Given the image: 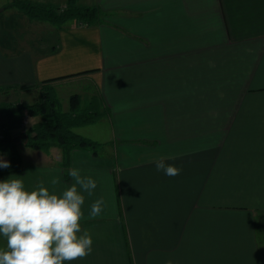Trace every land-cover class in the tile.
I'll list each match as a JSON object with an SVG mask.
<instances>
[{"label": "crops", "instance_id": "0c3cea01", "mask_svg": "<svg viewBox=\"0 0 264 264\" xmlns=\"http://www.w3.org/2000/svg\"><path fill=\"white\" fill-rule=\"evenodd\" d=\"M79 2L101 21H32L27 44H0V105L52 80L65 109L78 94L102 112L74 128L102 145L30 147L0 181L58 195L72 168L96 181L80 221L93 250L66 264H264V0ZM161 157L180 174L157 171Z\"/></svg>", "mask_w": 264, "mask_h": 264}, {"label": "clouds", "instance_id": "9594fccd", "mask_svg": "<svg viewBox=\"0 0 264 264\" xmlns=\"http://www.w3.org/2000/svg\"><path fill=\"white\" fill-rule=\"evenodd\" d=\"M10 163L0 157V169ZM157 171L177 176L181 168L166 164L163 157L156 161ZM69 175L74 183L61 194L50 192L41 182L36 190L25 189L19 177L0 181V237L6 241L0 248V264H66L86 258L92 252L93 239L81 228L83 193L92 196L97 187L94 179L82 176L72 168ZM59 183L58 178L51 181ZM106 207L104 199H97L90 218L101 215ZM165 264H174L169 259Z\"/></svg>", "mask_w": 264, "mask_h": 264}, {"label": "trees", "instance_id": "16d2710c", "mask_svg": "<svg viewBox=\"0 0 264 264\" xmlns=\"http://www.w3.org/2000/svg\"><path fill=\"white\" fill-rule=\"evenodd\" d=\"M12 5L31 19L49 21L58 27L73 19L80 21L82 25H95L102 18L98 7L80 5L77 0H69L63 11L58 6L37 4L28 0H14ZM50 81L52 80L44 82L40 98L34 103L3 102L0 105L7 116L6 123L0 125V151L7 153L10 158V167L0 169V173L22 168L17 141L11 131L21 126L25 112L30 116L42 117L40 122L33 124L21 136L25 137L24 141L30 147L49 151L52 144L56 143L66 152L79 147L97 150L102 145L74 131L76 127L98 122L102 112L93 103L88 107L83 105L78 94L70 97L69 109L64 110L56 91L49 85Z\"/></svg>", "mask_w": 264, "mask_h": 264}, {"label": "rangeland", "instance_id": "374dc122", "mask_svg": "<svg viewBox=\"0 0 264 264\" xmlns=\"http://www.w3.org/2000/svg\"><path fill=\"white\" fill-rule=\"evenodd\" d=\"M13 1L14 0H11V1L7 2L6 4L0 6V44H2V45H6L9 40H11V41L16 40V41L20 42L21 44H24V43L27 44V42H29L30 37L32 35H34V32L39 30L34 26L35 23L33 24L32 21H42V20H38V19L29 18L24 12L20 11L16 6L12 5ZM28 1L33 2V3H37V4L58 6L60 8V11H63L67 7V4L69 2V0H65L66 1L65 4L60 5L61 3H63L62 0H28ZM77 2L80 5H82L79 2V0H77ZM49 3H51V4H49ZM41 88H42V86H40V93L38 91H36L37 92L36 94L32 92L30 94H27V96H26V94L23 95V93H22L21 96H19L18 99H16L15 102H13V103H19L20 102L22 104H28V103H34V102L38 101L40 98V95H41ZM60 88L62 89V91H64V93H67V94L69 91H71V93H74V92L78 91L76 89H80V88H78V86L70 85V84L60 86ZM82 95H83V93H82ZM62 97L65 99V97H66L65 94H63ZM64 99L63 100L60 99L61 104H62L64 110H68L69 107H66V109H65ZM92 103H93V105L95 104L94 102H92ZM82 104H83V101H82ZM41 119H42L41 116H30L28 112H25L24 117L22 119L21 126L19 128L12 129L11 133L17 141L16 144H17V149L19 152L24 153L25 150H28V151L31 150L30 146H28L24 140H21V136L24 134V132L28 128L33 126V124H35L36 122H40ZM93 124H89L87 126H90ZM79 127H82V126H79ZM1 132L2 131L0 130V134H1ZM0 137H2V136H0ZM54 145L60 146L59 144L54 143V144H52L51 148ZM31 148H33V147H31ZM0 157H2L3 159H5L7 161L10 160L9 155L7 153L1 152V151H0ZM257 234H258L259 242L264 247V235H263L262 231L261 230L258 231ZM0 245L1 246L6 245V241L4 238L0 239Z\"/></svg>", "mask_w": 264, "mask_h": 264}, {"label": "water", "instance_id": "95a60500", "mask_svg": "<svg viewBox=\"0 0 264 264\" xmlns=\"http://www.w3.org/2000/svg\"><path fill=\"white\" fill-rule=\"evenodd\" d=\"M21 140H25V137L21 138Z\"/></svg>", "mask_w": 264, "mask_h": 264}]
</instances>
